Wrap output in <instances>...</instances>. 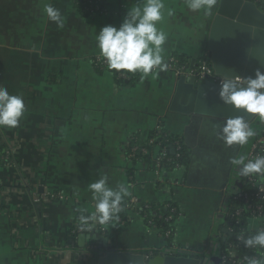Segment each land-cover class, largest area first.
Wrapping results in <instances>:
<instances>
[{"label":"crops","instance_id":"0c3cea01","mask_svg":"<svg viewBox=\"0 0 264 264\" xmlns=\"http://www.w3.org/2000/svg\"><path fill=\"white\" fill-rule=\"evenodd\" d=\"M139 3L105 0L100 13L82 9V0H0V86L21 95L27 109L18 127H0V152L10 151V161L0 163V264H112L122 253L155 251L224 255L230 235L224 208L233 174L231 166H220L225 146L214 129L225 119L171 112L172 71L144 80L138 73L122 83L92 63L100 54L99 30L118 28ZM46 4L60 10L63 28L49 20ZM164 4L157 27L168 36L165 62L176 57L187 67L195 58L197 64L217 5L206 15L190 11L185 0ZM263 124L250 126L257 134ZM163 130L182 138L189 164L156 170L153 158L162 148L157 132ZM136 139L151 160L132 159ZM104 175L110 187L130 185L126 198L137 206L122 210L124 217L104 225L106 231L96 225L81 231L76 209L95 211L88 185ZM152 202L179 209L171 236L140 213ZM263 221L249 222L257 229Z\"/></svg>","mask_w":264,"mask_h":264},{"label":"clouds","instance_id":"9594fccd","mask_svg":"<svg viewBox=\"0 0 264 264\" xmlns=\"http://www.w3.org/2000/svg\"><path fill=\"white\" fill-rule=\"evenodd\" d=\"M219 0H185L190 11L203 10L211 14ZM164 0H143V3L130 7L117 28L113 25L102 27L95 37L100 55L105 59L109 71L140 73L141 80L158 77L168 69L165 62L164 45L167 33L157 24L164 19ZM44 12L58 28L64 27L65 18L60 10L51 4L44 6ZM168 15H172L169 11ZM219 98L225 105H230L240 115L227 117L215 127L216 138L225 147L244 146L256 131L246 117L259 118L264 122V71L255 70L254 76L225 75L220 80ZM26 105L21 95L10 94L6 87L0 86V127L16 128L26 112ZM241 177L257 176L264 179V155L248 158L246 155L229 157L228 161ZM130 185L118 184L110 187L107 175L88 185L95 201V211L86 214L83 208L78 220L81 231L92 232L94 226L108 225L119 219L126 197L132 194ZM245 248L256 249L258 256L247 258V264H264V230L238 236Z\"/></svg>","mask_w":264,"mask_h":264},{"label":"water","instance_id":"95a60500","mask_svg":"<svg viewBox=\"0 0 264 264\" xmlns=\"http://www.w3.org/2000/svg\"><path fill=\"white\" fill-rule=\"evenodd\" d=\"M206 51L214 72L221 76L247 77L254 76L257 68L264 71V12L251 0H219L209 28ZM195 62L194 58L186 68H194L197 65ZM219 90V83L201 82L195 74L178 73L169 110L194 117L219 119L242 114L220 100ZM246 118L250 124L258 119ZM170 152L174 154L175 149L171 148ZM237 185L241 186V182ZM95 230L100 232L97 228ZM120 256L117 260L111 259L112 264H225L221 254L122 253Z\"/></svg>","mask_w":264,"mask_h":264},{"label":"built area","instance_id":"2783aa9c","mask_svg":"<svg viewBox=\"0 0 264 264\" xmlns=\"http://www.w3.org/2000/svg\"><path fill=\"white\" fill-rule=\"evenodd\" d=\"M251 1L256 3L258 7L264 12V0H251ZM82 9L92 12H100V13L105 12L104 0H82ZM92 63L96 68L100 70H109L105 59L100 54L95 55L92 58ZM166 63L168 64V69L166 71H172L175 74L183 73V72H186L188 75L195 74L197 76V79L201 82L211 81L220 84V80L223 78V76L214 72L210 64V56L208 52L203 53V55L200 57L199 61L197 62V65L192 69H187L176 57H171ZM117 77L119 79H129V75L127 74V72H118ZM161 147L162 148L160 153H158V155L153 158V164L157 171H160L161 168H165L164 165H167V163H171L174 160L181 159L183 157V149L185 147V144L182 139H176L174 142H172V144H168L166 146H161ZM170 148L175 149V152L173 154L174 156H172V153L170 152ZM138 152H142L143 154H149V149L145 146L142 147L141 145L135 143L132 144L130 148V156L132 157V159L135 160L139 159L137 155ZM257 155H264V124L263 127L260 129L259 133H257L253 138L246 156L248 158H255V156ZM4 160L7 162L10 161V151L8 150L6 151ZM175 166L180 167L181 165L178 161H176ZM238 182H241L240 179L238 180ZM241 183L244 184L246 183L248 185L255 186V189L252 192H250L247 190H242L238 187V185H236L235 190L230 195L226 207L224 208L225 218L227 219L229 218L228 221H226L228 230L230 231V233H233L235 229L239 230L237 233L238 235L236 236L237 237L236 239L239 242H241V240L238 239V236H240L241 233L247 236L250 233H252V231L254 230V228H252L250 224L240 226V224L242 223V218L240 216L245 211H247L251 215L250 219L262 218L264 214V204L262 202V200L264 199V179H261L253 175L249 177H244V180ZM235 200L243 201L245 207L239 206L233 208L231 206V202ZM135 203H136L135 200L129 201L127 205L123 206V210L128 208L129 209L135 208L137 206V204L135 206ZM169 218H172V216H170ZM99 229L102 231H106L104 225H99ZM172 229L166 231L165 235L167 237L172 235L173 233ZM257 229L264 230L263 223L259 227H257ZM227 247H228V254L224 253L223 255V261L225 264L247 263L248 257L259 255V253L257 254L253 253L252 255L249 256L244 255L243 257L238 258L236 257V255L240 247V243L230 242L228 243ZM171 253H179V252L174 251ZM150 254L153 255V253Z\"/></svg>","mask_w":264,"mask_h":264},{"label":"trees","instance_id":"16d2710c","mask_svg":"<svg viewBox=\"0 0 264 264\" xmlns=\"http://www.w3.org/2000/svg\"><path fill=\"white\" fill-rule=\"evenodd\" d=\"M105 2V0H104ZM207 52V51H206ZM180 60V59H179ZM181 62V61H180ZM182 63V62H181ZM113 72V71H112ZM114 75L117 77V73L113 72ZM129 75V79H119V82H132L135 79V76L138 73H127ZM128 80V81H127ZM259 120V119H258ZM258 120H256L255 122H257ZM157 136L158 138V143L161 144L162 146H166L168 144H172V142H174L176 139H182L180 136H172L170 135L168 132H157ZM138 144L141 145L142 147L146 145H144L145 143H140L137 139L136 141L133 142V144ZM148 148V147H147ZM6 151L7 150H3L0 152V163L5 162L4 157L6 155ZM139 158H148L151 160L149 154H143L142 152H138L137 153ZM172 156H174L172 154ZM178 161L180 163V165H187L190 162V154H189V150L187 148V146L185 145L184 149H183V157L181 159L178 160H174L171 163H167V165H164L165 168H167L168 170H174L175 168H178L175 166V162ZM180 166V167H181ZM244 180V177H240V181L242 182ZM240 189L242 190H247L252 192L255 189V186L252 185H248V184H244L241 183V186H238ZM129 202V199L125 198L123 206L127 205ZM263 204H264V199L262 200ZM244 202L241 200H235L231 202V206L233 208L236 207H245V205L243 204ZM138 210V209H137ZM140 213L145 217L146 221L152 225L155 226H159V228H161L162 232L165 234L167 230L172 229L173 226V222L175 221V218L177 217L178 213H179V209L177 208L176 205H174L173 203L170 202V204L166 205V204H161V203H148V204H144L143 206H141L139 208ZM170 216H172V218H169ZM124 217L123 213H119V218ZM242 218V223L240 224V226H244V225H249L250 224V218L251 215L245 211L241 216ZM264 219V214L263 217ZM229 219V218H228ZM228 219L226 218V221H228ZM263 225H264V221H263ZM96 226L99 227V224H97ZM95 226V227H96ZM236 228V227H235ZM257 229H254L252 231V233H254ZM239 230L235 229V231L233 233H230V235L228 236V242H235V243H240V247L237 251V255L236 257H243L244 255H252L253 253H259L257 251H255L256 249H249V248H245L242 242H239L236 238V236L238 235ZM250 233V234H252ZM171 238V237H170ZM225 254H228V247L224 249ZM158 254L156 251L153 253V255ZM180 255H182V253H179Z\"/></svg>","mask_w":264,"mask_h":264},{"label":"flooded vegetation","instance_id":"af4514ba","mask_svg":"<svg viewBox=\"0 0 264 264\" xmlns=\"http://www.w3.org/2000/svg\"><path fill=\"white\" fill-rule=\"evenodd\" d=\"M259 119V118H258ZM257 119V120H258ZM255 123V122H254ZM214 151H217V149H213ZM222 150V156L220 159V161L222 162L220 164L221 167H227L230 168L229 166H231V174L234 175V173H237V170L234 166H232L228 161H229V157H235L238 155H243L244 153V148L243 146H239V145H234L232 147H225V149L221 148ZM218 152H220V149H218ZM241 176H239L238 180L240 179ZM238 183V182H237Z\"/></svg>","mask_w":264,"mask_h":264},{"label":"rangeland","instance_id":"374dc122","mask_svg":"<svg viewBox=\"0 0 264 264\" xmlns=\"http://www.w3.org/2000/svg\"><path fill=\"white\" fill-rule=\"evenodd\" d=\"M238 178H239V175L237 173H234L233 175V180H232V186L230 187L229 189V196L233 193V191L235 190L236 188V185H237V181H238ZM229 200V198H228ZM227 200V202H228ZM198 203L202 204L200 201H197ZM227 204V203H226ZM206 205V204H205Z\"/></svg>","mask_w":264,"mask_h":264}]
</instances>
